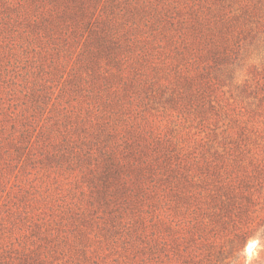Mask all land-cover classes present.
Segmentation results:
<instances>
[{
  "label": "trees",
  "instance_id": "trees-1",
  "mask_svg": "<svg viewBox=\"0 0 264 264\" xmlns=\"http://www.w3.org/2000/svg\"><path fill=\"white\" fill-rule=\"evenodd\" d=\"M259 32L264 0H0V264H245Z\"/></svg>",
  "mask_w": 264,
  "mask_h": 264
},
{
  "label": "rangeland",
  "instance_id": "rangeland-1",
  "mask_svg": "<svg viewBox=\"0 0 264 264\" xmlns=\"http://www.w3.org/2000/svg\"><path fill=\"white\" fill-rule=\"evenodd\" d=\"M256 46L251 45L247 49H241V62L240 66L237 68L238 72V82H242V79L245 77V74L249 69L252 68V65L261 66V63L264 64V32H259L256 36ZM241 96L239 97V99ZM197 128L192 129L191 132L195 133ZM263 206L264 202L261 201L258 207ZM262 230V226L256 229L254 235L250 236L244 246L245 254V264H264V238L259 234Z\"/></svg>",
  "mask_w": 264,
  "mask_h": 264
}]
</instances>
